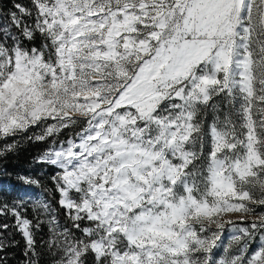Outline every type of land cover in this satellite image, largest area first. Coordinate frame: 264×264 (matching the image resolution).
<instances>
[{
	"label": "snow or ice",
	"instance_id": "1",
	"mask_svg": "<svg viewBox=\"0 0 264 264\" xmlns=\"http://www.w3.org/2000/svg\"><path fill=\"white\" fill-rule=\"evenodd\" d=\"M26 145L0 264H264V0H0Z\"/></svg>",
	"mask_w": 264,
	"mask_h": 264
},
{
	"label": "trees",
	"instance_id": "2",
	"mask_svg": "<svg viewBox=\"0 0 264 264\" xmlns=\"http://www.w3.org/2000/svg\"><path fill=\"white\" fill-rule=\"evenodd\" d=\"M40 147L41 146L38 145H26L20 151L18 156L9 159L6 162L5 167H7L11 175H3L0 173V187L6 188L9 192H11L14 184L15 174L17 172H27L30 169L31 165L29 162L32 156L36 155ZM15 238L20 239L18 234Z\"/></svg>",
	"mask_w": 264,
	"mask_h": 264
},
{
	"label": "rangeland",
	"instance_id": "3",
	"mask_svg": "<svg viewBox=\"0 0 264 264\" xmlns=\"http://www.w3.org/2000/svg\"><path fill=\"white\" fill-rule=\"evenodd\" d=\"M226 235H227V233H226Z\"/></svg>",
	"mask_w": 264,
	"mask_h": 264
}]
</instances>
